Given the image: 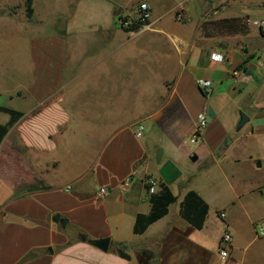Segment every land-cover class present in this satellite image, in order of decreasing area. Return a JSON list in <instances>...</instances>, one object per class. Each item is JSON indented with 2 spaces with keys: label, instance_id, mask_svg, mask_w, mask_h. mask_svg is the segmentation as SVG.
<instances>
[{
  "label": "crops",
  "instance_id": "obj_1",
  "mask_svg": "<svg viewBox=\"0 0 264 264\" xmlns=\"http://www.w3.org/2000/svg\"><path fill=\"white\" fill-rule=\"evenodd\" d=\"M140 2L150 7V30L110 29L101 43L94 39L90 62L77 71L70 8L51 16L61 17L53 32L28 40L30 79L16 97L29 106H0L23 114L0 143V264H264V238L254 230L264 212L250 215L254 199L264 203V176L255 179L264 170V74L259 81L250 76L264 69V31L244 23L264 19V0H138L114 6L113 14L117 19ZM7 3L0 0V18ZM179 6L182 21L174 17ZM212 52L223 62H211ZM199 78L212 82L210 95L198 88ZM208 107L215 117L190 144L196 117ZM240 112L248 122L238 131ZM9 121L0 110V125ZM137 123L145 127L141 139L134 135ZM85 131L98 143L93 157L81 171L61 176L69 150L90 148L80 144ZM214 169L228 191L223 201L215 199L222 190L213 185ZM148 179L156 182L153 194ZM160 185L175 201L135 235L136 216L150 212ZM100 187L107 196L96 197ZM189 190L208 205L200 230L180 216ZM242 219L244 232L237 229ZM225 229L232 241L221 258ZM100 239H109L106 252L89 243ZM254 244L260 253L252 252Z\"/></svg>",
  "mask_w": 264,
  "mask_h": 264
},
{
  "label": "rangeland",
  "instance_id": "obj_2",
  "mask_svg": "<svg viewBox=\"0 0 264 264\" xmlns=\"http://www.w3.org/2000/svg\"><path fill=\"white\" fill-rule=\"evenodd\" d=\"M8 1L7 7L1 10L3 14L1 15L2 18H0V106L22 109L27 108L30 102L29 99H18L16 97L18 91L25 90L30 79L27 42L29 39L38 38L37 35L44 37V35L54 31L52 28L54 24H61V17H51L52 15L70 8L69 16L72 18L68 30H71L74 35L70 37L72 45L70 44L69 46H73L74 55L78 56L77 62L75 61L74 64L77 71L90 62L89 57L93 55L90 52L97 45L95 44L96 42L93 43L94 39L101 43V40H105L107 37V32L110 29L122 28L119 25V20L122 18L131 16L130 19L135 20L136 9L141 3H146L135 4L129 12L122 11L116 19L113 14L114 6L120 5L125 9L131 7L138 0H79L77 5H68L71 0H35L33 4L35 13L30 17L26 14L24 0ZM181 1L169 0V4H176ZM74 2L76 0H72V3ZM8 11L12 13L10 17H7ZM29 35L32 36L30 37ZM86 52H88L87 55H85ZM262 74H264L263 68L253 69L250 76L259 81L262 78ZM254 85L258 86L259 84L256 82ZM91 89L92 87L90 86V94H92ZM249 91H251V87L247 89L246 93ZM89 100H92V97ZM82 135L80 144H88L90 148L68 151L63 158V170L61 171V176L63 177H70L73 173L81 171L86 165V161L91 159L96 151L98 143L93 141V133L85 131ZM72 151L75 154L71 153ZM74 162L77 163L74 164ZM223 169L225 172L232 170L229 165H223ZM213 172L219 176L218 182L213 185H218L219 190H222L220 194L215 196V199L223 201L228 193L227 188L224 187L225 183L221 179L219 171L214 169ZM259 174L255 175V179H258L259 176H264V170L259 172ZM244 175L251 177L247 171L244 172ZM253 203L255 208L250 215L260 217L264 212V203L259 199H254ZM245 223V219H242L241 223L237 225V229L242 232L246 231ZM251 250L252 252L258 251L257 253H260L262 247L254 244Z\"/></svg>",
  "mask_w": 264,
  "mask_h": 264
},
{
  "label": "built area",
  "instance_id": "obj_3",
  "mask_svg": "<svg viewBox=\"0 0 264 264\" xmlns=\"http://www.w3.org/2000/svg\"><path fill=\"white\" fill-rule=\"evenodd\" d=\"M134 15L136 17L135 20L130 19L131 16H127L119 20V25L131 33H140L150 30L151 10L147 3H141L136 9ZM175 19L177 21L183 20V10L181 6L175 11ZM244 23L247 26L264 31V19L246 18ZM134 26L136 28H134ZM209 60L214 63H222L224 57L220 53L212 52L209 55ZM196 84L205 95H210L213 92L212 82L210 80L199 78L196 80ZM207 124V114L205 112L199 113L196 117V126L189 139L190 144H195L198 141ZM144 131L145 127L142 123H137L135 125L134 135L137 139H141L144 136ZM146 182L150 194H153L156 188V182L153 179H148ZM130 184L131 178H125L121 183V189L123 191L127 190L130 187ZM107 194L108 190L105 187L98 188L95 193L97 198H103L107 196ZM221 217H224V214H221ZM254 230L257 238H264V218L255 223ZM231 241L232 235L227 229H225L218 241V254L221 258H226L228 256V248L230 247Z\"/></svg>",
  "mask_w": 264,
  "mask_h": 264
},
{
  "label": "trees",
  "instance_id": "obj_4",
  "mask_svg": "<svg viewBox=\"0 0 264 264\" xmlns=\"http://www.w3.org/2000/svg\"><path fill=\"white\" fill-rule=\"evenodd\" d=\"M25 11L28 17L33 13L32 0H24ZM134 28H136L134 26ZM124 29V28H122ZM128 31L127 29H124ZM4 113L10 116V121L6 125H0V143L7 134L8 130L20 119L23 114L10 110L7 108H0ZM175 201V197L171 194L169 189L160 185L158 193L151 195L149 203L151 204V210L148 214H138L135 219L133 226V233L135 235L143 234L150 225L158 221L162 215L166 212V207L169 203ZM208 214V205L206 202L193 190H189L180 206L181 218L193 228L200 230L202 229L206 216ZM120 257L129 260L130 257L122 250H118Z\"/></svg>",
  "mask_w": 264,
  "mask_h": 264
},
{
  "label": "water",
  "instance_id": "obj_5",
  "mask_svg": "<svg viewBox=\"0 0 264 264\" xmlns=\"http://www.w3.org/2000/svg\"><path fill=\"white\" fill-rule=\"evenodd\" d=\"M215 114L213 112V110L208 107L207 108V122H210L212 119H214ZM248 122V118L246 117V115L243 112L239 113V122L237 124L236 129L239 131L241 130V128ZM227 142H230V140H227ZM161 156H162V151L158 150V152L156 153V161L160 162L161 160ZM192 161L196 160V156H192L191 158ZM257 166H260V163H257ZM58 216H57V220H58ZM81 240L86 241V236H81L80 237ZM89 243L91 245H93L94 247L106 252L108 250L109 247V239H100V240H89Z\"/></svg>",
  "mask_w": 264,
  "mask_h": 264
}]
</instances>
